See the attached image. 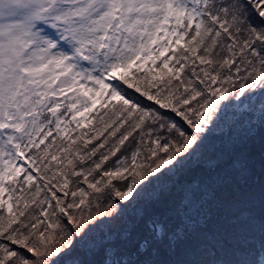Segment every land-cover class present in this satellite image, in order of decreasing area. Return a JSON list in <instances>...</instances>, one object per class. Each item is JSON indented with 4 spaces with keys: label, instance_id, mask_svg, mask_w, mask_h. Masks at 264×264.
<instances>
[{
    "label": "snow or ice",
    "instance_id": "snow-or-ice-1",
    "mask_svg": "<svg viewBox=\"0 0 264 264\" xmlns=\"http://www.w3.org/2000/svg\"><path fill=\"white\" fill-rule=\"evenodd\" d=\"M229 111L264 134V0H0V264H264V165L243 244L105 227L191 202Z\"/></svg>",
    "mask_w": 264,
    "mask_h": 264
},
{
    "label": "trees",
    "instance_id": "trees-1",
    "mask_svg": "<svg viewBox=\"0 0 264 264\" xmlns=\"http://www.w3.org/2000/svg\"><path fill=\"white\" fill-rule=\"evenodd\" d=\"M249 137L253 139L248 144L253 158L248 162L250 169L255 172L248 175L244 183V177L235 176L223 181L222 177L219 182L212 184L211 188L203 189L198 186L199 176L193 184L196 191L191 202L185 200V194H178L177 208L178 211H183V215L177 228L186 231L188 235L182 248L167 258L199 259L200 257L195 254L197 246L206 239H213L217 243L228 240L240 245L252 234L248 226V217L250 213L257 216L260 214L259 193L261 169L264 165V134L257 132ZM213 143L212 139L211 144ZM242 184L243 189L238 191ZM228 188L234 191L228 192ZM233 192L239 196L237 199L233 197ZM171 200L173 199L169 198L167 203Z\"/></svg>",
    "mask_w": 264,
    "mask_h": 264
},
{
    "label": "rangeland",
    "instance_id": "rangeland-1",
    "mask_svg": "<svg viewBox=\"0 0 264 264\" xmlns=\"http://www.w3.org/2000/svg\"><path fill=\"white\" fill-rule=\"evenodd\" d=\"M246 119V117L234 116L231 111L225 115L204 149L200 167L194 169L188 178L189 183L195 184L200 176L197 181L198 186L209 189L222 177V181L235 176L244 177V183L248 175H253L255 170L250 169L248 162L253 158V153L248 147L253 139L248 136ZM212 139L214 140L213 145L211 144ZM228 189V192L234 191L232 188ZM242 189L243 184L238 191ZM178 194H185L183 184L171 186L170 190L164 193L156 203L146 205L142 202L137 209L125 210L120 218L105 227L110 228L113 234L122 235L129 230H134L137 235H145L148 232L146 223L155 218L165 222L170 228L177 229L183 215V211H178L177 208ZM234 194L233 192V197L237 199L239 196ZM169 198L173 200L167 203Z\"/></svg>",
    "mask_w": 264,
    "mask_h": 264
}]
</instances>
